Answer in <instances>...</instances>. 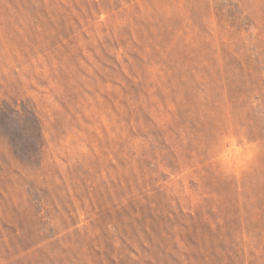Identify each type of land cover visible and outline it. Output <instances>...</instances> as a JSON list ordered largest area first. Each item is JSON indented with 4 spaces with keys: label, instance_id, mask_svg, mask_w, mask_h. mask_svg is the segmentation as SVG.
Segmentation results:
<instances>
[{
    "label": "rangeland",
    "instance_id": "374dc122",
    "mask_svg": "<svg viewBox=\"0 0 264 264\" xmlns=\"http://www.w3.org/2000/svg\"><path fill=\"white\" fill-rule=\"evenodd\" d=\"M0 264H264V0H0Z\"/></svg>",
    "mask_w": 264,
    "mask_h": 264
},
{
    "label": "clouds",
    "instance_id": "9594fccd",
    "mask_svg": "<svg viewBox=\"0 0 264 264\" xmlns=\"http://www.w3.org/2000/svg\"><path fill=\"white\" fill-rule=\"evenodd\" d=\"M255 155H256V150L255 149L250 151V153L248 155V158H247V163H250L255 158Z\"/></svg>",
    "mask_w": 264,
    "mask_h": 264
}]
</instances>
